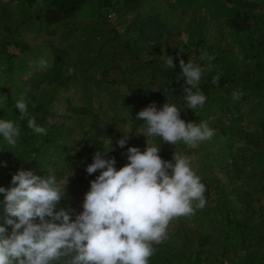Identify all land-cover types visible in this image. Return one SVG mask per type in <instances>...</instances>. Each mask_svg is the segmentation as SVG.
I'll use <instances>...</instances> for the list:
<instances>
[{"label": "trees", "instance_id": "trees-1", "mask_svg": "<svg viewBox=\"0 0 264 264\" xmlns=\"http://www.w3.org/2000/svg\"><path fill=\"white\" fill-rule=\"evenodd\" d=\"M13 1L14 31H8L9 26L2 24L8 18L7 11L0 12V27L6 33L2 34L4 46L15 43L12 35L38 20L42 21L43 28L61 26L67 32L57 46L51 42L47 45L52 58L44 72H49L52 66L56 69L54 78L42 77V68H30L25 59L27 55L14 65L12 56L3 53L7 63L0 68V119L12 121L20 129V136L14 148L0 136V187H12L11 177L20 169L32 170L39 176H45L52 170L59 183L67 176L87 192L90 181L99 175V172L92 175L86 172V166L93 162V153L113 149L107 158H115L117 169L126 165L129 162L128 147H138L141 151L146 148L147 137L141 134L146 125L143 120H137V110L153 102L160 109L169 102L178 106L182 120L195 124L206 122L215 135L199 144L202 156L201 170L197 175L206 186L205 207L195 209V214L189 219L181 216L170 221L168 238L153 245L155 252L149 258V264H190L205 250L215 264H264V208L258 213L256 221L242 219L241 208L243 204L244 208L249 205L246 198L254 192H264V0H177L168 6L172 11H179L183 17L190 16L187 22L183 21V33L187 38L185 43H181L183 57L204 69L197 89L207 99L203 106L195 109L188 108L183 80L177 79L179 74L175 67H165L162 59L165 54L158 41L151 43L144 39L141 30L136 38L126 39V45L122 46L128 50L123 54L120 52L123 51L122 46H115L111 41L117 30L107 22V18L104 20L91 10L94 5L105 9L117 7L124 13L123 16H129L145 9L150 0H118L113 5L108 0H42L43 6L34 14L30 13V8L37 0ZM167 2L161 1L163 5ZM179 2L180 5L177 4ZM184 4L188 5L186 9ZM152 9L148 7L149 12ZM87 13V18L96 27L90 33L89 27H85V31L78 21L81 15ZM202 13L207 22L200 20ZM174 18L177 17L173 16L171 21ZM150 21L162 28L167 27L158 17ZM204 21L217 27V41L210 43L203 38L200 25ZM78 29L84 34L80 36L83 41L80 37L75 41L73 37ZM81 44L87 47L84 52L96 53L99 59H105L101 65L104 74L116 69L114 61L111 63L109 60L111 56L116 60L119 55L121 59L125 55L123 59L128 66L119 82L126 84L129 96L126 94L118 99L117 82L113 80L93 85L83 77V71L82 77L80 71L76 73L77 69L80 70L76 49ZM176 53L174 51L172 57ZM209 56L215 58L209 61ZM71 60L73 62L69 63ZM148 64H155L156 68L150 69ZM69 69H74L71 75L68 74ZM125 75L127 79L139 83L132 85ZM217 76L220 79L215 84L213 79ZM146 79L148 84H141ZM72 83L77 100L83 102L81 106L73 103L74 95L70 98L65 92ZM152 87L159 94L166 89L165 96L162 99L152 97ZM233 91H242L243 96L233 100ZM22 97L28 102L29 116L35 117L37 125L45 128V134L34 133L27 127V119H20L15 103ZM97 97H100L101 108L106 109L92 105L93 100H99ZM111 100L118 105L109 109L107 103ZM134 104L138 108L133 107ZM61 106L70 108L74 125L54 122V109ZM107 113H111L112 117L106 116ZM100 114L104 119L98 121ZM140 124L143 131L139 134L136 128ZM129 132L130 139L124 148H120L117 141ZM68 141L72 142V146L64 144ZM241 141L243 144L238 145ZM149 143L160 144L159 155L173 163L174 152L184 155L188 148L183 142L171 145L159 137L150 138ZM233 151L238 153L244 164L251 166L244 174V180L232 179L233 174L241 169L237 167ZM216 170L224 171L227 176L217 180L213 177ZM75 193L66 190L56 209L69 211L72 219H75V214L71 210H77L79 206ZM5 217L4 195L0 193V226L6 227L10 234L12 229L5 224ZM233 244L237 247L235 252H232Z\"/></svg>", "mask_w": 264, "mask_h": 264}, {"label": "clouds", "instance_id": "clouds-1", "mask_svg": "<svg viewBox=\"0 0 264 264\" xmlns=\"http://www.w3.org/2000/svg\"><path fill=\"white\" fill-rule=\"evenodd\" d=\"M214 58L208 57L209 61ZM162 59L167 69L175 67L172 56L165 54ZM179 67L177 79L183 77L189 86L184 88L188 108L203 106L207 98L197 85L204 69L182 58ZM72 72L74 69H69L68 74ZM219 79L215 77L213 83L218 84ZM242 96V91L232 93L233 100ZM15 107L20 119H27L29 129L46 133L35 117L29 116L26 99L16 101ZM137 120L146 125L141 133L147 137L146 148L128 147L129 162L119 169L114 157L107 158L113 149L94 152L86 172L99 175L90 181L83 210L75 219L64 208L56 210L66 195L67 182L61 185L52 170L39 176L20 169L11 177L12 187H0L5 224L12 229L8 234L7 228L0 226V264H149L153 245L166 237L170 221L205 207L206 186L189 158L174 152L175 163L166 161L159 155L160 144L149 140L159 137L171 145L183 142L195 146L211 139L214 130L203 121L185 122L180 109L168 102L160 109L153 102L137 113ZM130 133L117 141L120 148L125 147ZM0 136L14 148L20 129L12 121L0 119Z\"/></svg>", "mask_w": 264, "mask_h": 264}, {"label": "rangeland", "instance_id": "rangeland-1", "mask_svg": "<svg viewBox=\"0 0 264 264\" xmlns=\"http://www.w3.org/2000/svg\"><path fill=\"white\" fill-rule=\"evenodd\" d=\"M108 1L110 2L111 5L118 2V0H108ZM161 1L163 0H150L149 5L146 6L145 9H142L129 16L127 15L123 16L124 13L121 12L117 7H113V8L107 7L105 9V8H98L96 5H94L93 8L91 7V10L97 13L98 15H101L103 19L107 18L108 19L107 22H109L110 25L113 26L117 30V35L113 34V36H111V41L113 45L115 46L116 45H121V46L126 45V39L130 40L133 37L136 38L137 35L140 34L142 30L144 39H148L151 43L156 42V41L160 43V48L163 51V54L173 56L174 51H177L176 53L177 55L173 57L174 64H175L174 70H176V72L180 74L181 69L179 67V60L182 58L185 61V63L188 62L183 57V52L181 49L183 47L181 46V43L182 42L185 43L187 39L185 38V35L183 33V28H184L183 21L187 22L188 21L187 19L190 16L186 15V17H183L179 11L175 12V11H172L171 9H168V6H170V4L172 3H176L177 0H167L169 2L165 3V5H163ZM177 4L180 5V2ZM42 6H43V1L37 0V2L30 8V13L31 14L36 13V11ZM149 6L153 7L152 11L150 12L148 10ZM187 7L188 5L184 4V8L186 9ZM14 9H15V1L0 0V12L3 13L4 11H7L8 13V18L7 19L5 18V20L2 21V24L9 26L10 29L8 31H12L16 27V20H15L16 18H15V15L13 14ZM204 15H205L204 13L201 14L200 20L207 19L205 18ZM88 16H89V13H87V15L86 14L81 15L78 21L82 23L81 26L82 28H84V30H85V27L87 28L89 27V31L88 30L87 31L90 33L92 32V30L96 29V27H94L90 19L87 18ZM173 16H176L177 18H174L171 21V18ZM157 17L163 20L167 24V27L162 28L159 24L150 21L151 19H154ZM17 20H20V18H18ZM206 22L204 21L200 25L201 30H203L202 35H203V38L205 39L207 38L210 43H213L218 40V30H217V27H215L213 23H210L211 25H209V23L207 24ZM226 29L227 28H225V30ZM66 32H67V29L61 26H54V27L47 28V29L43 28L42 21L38 20L34 22V24L30 25L29 27H25L20 32L13 34L11 39L15 43H13L12 45L4 46V44H2V38H3L2 34L5 32H3L0 27V68L7 63L6 59H3V53L9 54L10 56H12L11 57L12 64L14 65L17 64L20 58H23L24 55H27L25 59L29 62L28 64L30 68H33V69L42 68L43 69L42 77L54 78L56 74V69L52 68L51 65H50L51 70L49 72H44L49 67L48 63H49V60H51L52 58V55H50V49L48 48L47 45L48 43L51 42L54 46H57L60 43L62 36ZM81 33L82 32L80 31V29H78L76 34L73 36L75 41L81 35H84ZM80 38H81L80 41H83V37H80ZM61 43L62 45H65V42L62 41ZM124 47L125 49L123 48V46L120 47V48H123V51H120L123 54L126 53L128 50L126 46ZM85 50H87V47L84 48L83 44H81V46L76 49V54L77 52H79L77 54L78 62L77 60L76 62L78 63L80 67V70L77 69L76 73H79L80 71V75L82 77V71H83L84 72L83 77L87 79L88 83L91 82L93 85H96V83H99V81L105 82V81L113 80L117 82V84L115 85V88H117L118 90V94H119L118 99H120L123 95L126 96V94H128L129 96V91L126 87V84L119 82L121 80V77L124 76L125 71L127 70V66H128V64H126L125 59H123L125 58V55L122 59L120 57L121 55H119V59H116V60H114V58L111 56L109 60L111 63L112 61H114L113 65L115 66L116 69L110 71L109 73L104 74V71L101 69V65H102V62L105 61V59H99L100 57L96 53H94V55L89 54L90 52H84ZM87 57L88 59L86 60ZM154 58H156L157 60L159 59L158 56H154ZM72 62L73 60L69 61V63H72ZM110 66L112 65L110 64ZM148 68L150 69L156 68V65L148 64ZM125 79H127V75H125ZM127 80L132 85L139 83V82L137 83V81H135L134 79H127ZM181 80H183L184 87H189L188 85L185 84L183 77H181ZM148 82L149 80L146 79V80L141 81V84L146 85L148 84ZM153 85L154 84H150L149 86H153ZM74 89H75V85L72 83V86L70 85L69 89L65 90V92L67 96H69L70 98L73 97L74 95L75 99L73 103L77 106H81L83 105V102L80 103L77 100V97H76L77 95L75 96L76 93L75 92L73 93ZM165 90L166 89H163V92L159 94L157 89L155 87H152L151 88V91L153 94L152 97L154 96V97H158L159 99H162L165 96ZM76 92H78V90H76ZM89 92L91 93V91ZM97 98H99V100L97 99L93 100L92 105H94L95 108H97V106L101 108L100 97H97ZM112 102L114 103V105H112ZM117 105L118 104H115V101L111 100V102L109 101L107 103V108L110 109V107L113 108L114 106H117ZM132 106L138 108L136 104ZM101 109H106V107H102ZM140 110L142 109H138L137 111L139 112ZM54 111L56 115L54 118L55 120L54 122L65 125V126L74 125L73 120H72V113L68 106H61L57 109H54ZM106 116L112 117V114L107 113ZM102 119H104V117L100 114L98 121H101ZM111 123L113 122L111 121ZM136 130H137V133L139 134L141 130L143 131L141 124L137 126ZM92 131L94 132V130ZM71 143H72L71 141L70 142L68 141V142H65L64 144L70 147L72 146ZM200 143L201 142H198L195 146L188 145V148L185 150L184 155H183L189 158L191 162V167L195 171L196 174L199 173V171L201 170L200 160L202 156V151L199 147ZM239 144H243V141L238 142V145ZM233 158L238 165L237 167L238 168L241 167V169L238 171L239 173L233 174L232 179L233 181H240V179L244 180L245 179L243 178L244 174L250 170L251 166L248 164H244V162L238 158V153H236V151H233ZM226 176L227 175L224 171L220 172L219 170H216L213 172V177H215L217 180H220V181ZM66 182H67L66 190L76 192L75 197H76V200H78L79 206L77 210L76 209L71 210V212H73L76 215L83 210L82 203H83L84 195L86 192L83 191L81 185L75 183L73 180H69L67 176L63 177V179L60 181L61 185H63ZM246 201H247V204L249 203V205H246L245 208H244V204L241 205V208L243 209L242 219L256 221L258 213L260 212L262 208H264V192L260 190L256 191L253 193L251 197L246 198ZM193 205H194V202H193ZM189 218L190 216H187V219ZM168 235L169 233L167 231V234L164 240L168 238ZM236 250H237V247L235 246V244H233L232 252H235ZM205 251L206 252H203L202 254L196 256L195 260L191 261L190 264H215L214 262H212L211 258L207 256V250Z\"/></svg>", "mask_w": 264, "mask_h": 264}]
</instances>
